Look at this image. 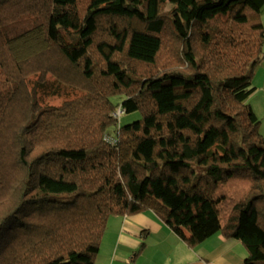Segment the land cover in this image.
<instances>
[{
    "label": "trees",
    "instance_id": "obj_1",
    "mask_svg": "<svg viewBox=\"0 0 264 264\" xmlns=\"http://www.w3.org/2000/svg\"><path fill=\"white\" fill-rule=\"evenodd\" d=\"M263 8L0 0V264H94L108 220L144 212L190 249L220 234L264 264V136L248 104ZM48 75L81 95L41 107L27 79Z\"/></svg>",
    "mask_w": 264,
    "mask_h": 264
},
{
    "label": "crops",
    "instance_id": "obj_2",
    "mask_svg": "<svg viewBox=\"0 0 264 264\" xmlns=\"http://www.w3.org/2000/svg\"><path fill=\"white\" fill-rule=\"evenodd\" d=\"M260 19L264 26V8ZM253 78L257 84L254 86L256 94L261 93L258 98L264 103V57ZM252 110L256 113L254 107ZM154 218L159 219L151 212L110 218L94 264H215L222 258H235V253L226 248L231 239L216 234L190 249L160 219L158 222ZM144 232L146 235L142 240ZM209 243L215 247L212 248ZM245 253L237 264L243 263Z\"/></svg>",
    "mask_w": 264,
    "mask_h": 264
},
{
    "label": "rangeland",
    "instance_id": "obj_3",
    "mask_svg": "<svg viewBox=\"0 0 264 264\" xmlns=\"http://www.w3.org/2000/svg\"><path fill=\"white\" fill-rule=\"evenodd\" d=\"M167 56V52L163 51L159 57V62L156 64L157 66L154 68V70L162 69V65L164 64V60ZM163 62V63H162ZM149 72L150 69L148 68H141L140 72ZM143 72V74H144ZM254 79V78H253ZM252 79V86H257L256 81H253ZM259 78L257 79V81ZM27 85L29 90H33L36 96V99L41 107H60L64 102L73 100L75 98H78L81 93L80 91L70 88L68 86H65L59 82H57L53 77L48 75L46 77L45 83L43 85H38L37 83V77L32 76L27 79ZM255 88V87H254ZM261 96V93L256 94L255 92L249 97L248 104L252 107H254L256 116L260 119V133L264 136V103L259 99L258 97ZM123 100V97H117L114 99V102L116 104H120ZM251 107V108H252ZM254 112V111H253ZM140 118L139 113H130V114H124L119 119V124L121 126L130 124L134 121H137ZM115 217V216H113ZM112 218V217H111ZM158 219V218H157ZM155 221H158L154 218ZM160 221V220H159ZM158 221V222H159ZM162 223V221H160ZM209 245L212 246V248L215 247V245L209 243ZM226 248L231 249L230 251L235 253L234 259H226L222 258L220 261H216L215 264H237L238 260L242 259V254L245 253V249L243 245L237 241H230L229 244H226ZM241 254L240 256L237 254ZM246 255V253H245ZM237 260V262H236Z\"/></svg>",
    "mask_w": 264,
    "mask_h": 264
},
{
    "label": "built area",
    "instance_id": "obj_4",
    "mask_svg": "<svg viewBox=\"0 0 264 264\" xmlns=\"http://www.w3.org/2000/svg\"><path fill=\"white\" fill-rule=\"evenodd\" d=\"M123 114V110H118V111H116L113 115H114V117H119L120 115H122Z\"/></svg>",
    "mask_w": 264,
    "mask_h": 264
}]
</instances>
